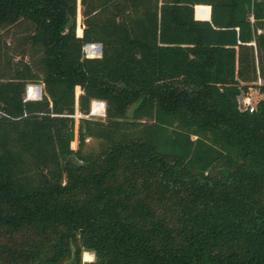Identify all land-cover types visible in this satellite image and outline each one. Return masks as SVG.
Listing matches in <instances>:
<instances>
[{"label": "trees", "instance_id": "16d2710c", "mask_svg": "<svg viewBox=\"0 0 264 264\" xmlns=\"http://www.w3.org/2000/svg\"><path fill=\"white\" fill-rule=\"evenodd\" d=\"M0 264H264V0H0Z\"/></svg>", "mask_w": 264, "mask_h": 264}, {"label": "built area", "instance_id": "2783aa9c", "mask_svg": "<svg viewBox=\"0 0 264 264\" xmlns=\"http://www.w3.org/2000/svg\"><path fill=\"white\" fill-rule=\"evenodd\" d=\"M89 46H95L97 48V50L99 52L97 57H99L101 55L100 54V50L98 48V45L97 44H93V45H86L84 47L83 50H84V54L86 53V55H85L86 57H89L87 55V47H89ZM34 90H38V95L37 96H33L32 95V92ZM40 99H41V93H40V90L38 88V85L37 86L29 85L27 87V90H26L25 101H35V100H40ZM244 105L246 106V110H249L250 112L253 111L254 106H255V105L252 104L251 97H249L248 95H246L245 98H244ZM98 106H100L99 107L100 109H98ZM91 107L92 108H91V111H90L88 116H91V117H102L104 115V103L98 102V101H94L92 103ZM96 115H99V116H96ZM88 116H85V117H88ZM75 117L80 118V117H84V116L81 115V114H77Z\"/></svg>", "mask_w": 264, "mask_h": 264}, {"label": "rangeland", "instance_id": "374dc122", "mask_svg": "<svg viewBox=\"0 0 264 264\" xmlns=\"http://www.w3.org/2000/svg\"><path fill=\"white\" fill-rule=\"evenodd\" d=\"M80 21H81V17H80V14H78V16H77V33H78V35L81 34ZM85 55H86V53H85ZM33 86H37V85H33ZM79 93H80V90H79V88H77L76 89V94L79 95ZM248 96L251 97L252 104L255 105L253 100L258 98L257 92L254 89H250L249 92H248ZM96 116H99V115H96ZM75 118H77V117H75ZM76 129H77V123H76ZM71 147L74 148V149L77 148V141L76 140L74 142H72ZM93 259H94V254L93 253L84 252L82 254V261L83 262L92 261Z\"/></svg>", "mask_w": 264, "mask_h": 264}, {"label": "water", "instance_id": "95a60500", "mask_svg": "<svg viewBox=\"0 0 264 264\" xmlns=\"http://www.w3.org/2000/svg\"><path fill=\"white\" fill-rule=\"evenodd\" d=\"M98 45V48L100 50V54H101V45L97 44ZM39 90H40V93H41V86H38ZM244 98H245V95L244 93H241L239 96H238V106H239V110L240 111H245L246 110V106L244 105Z\"/></svg>", "mask_w": 264, "mask_h": 264}, {"label": "bare ground", "instance_id": "6f19581e", "mask_svg": "<svg viewBox=\"0 0 264 264\" xmlns=\"http://www.w3.org/2000/svg\"><path fill=\"white\" fill-rule=\"evenodd\" d=\"M98 50L95 46H89L87 47V55L90 57V58H93V57H96L98 55ZM100 106H98V109ZM97 110V109H96Z\"/></svg>", "mask_w": 264, "mask_h": 264}]
</instances>
